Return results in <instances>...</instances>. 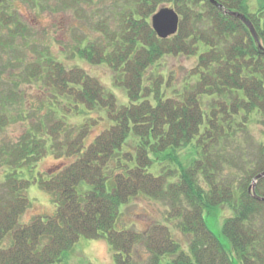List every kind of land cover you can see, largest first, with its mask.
<instances>
[{
  "label": "trees",
  "instance_id": "1",
  "mask_svg": "<svg viewBox=\"0 0 264 264\" xmlns=\"http://www.w3.org/2000/svg\"><path fill=\"white\" fill-rule=\"evenodd\" d=\"M71 1L80 6L92 0ZM126 1L116 29L99 23L102 38L75 55L108 66L127 92V105L82 68H69L50 54L32 67L29 78H42L54 91L53 113H61L64 100L79 116L100 111L110 125L87 144L98 123L90 118L67 144L65 156L75 160L34 179L56 210L27 223L22 218L32 208V180L24 171L36 168L50 148H66L52 143L66 121L10 151L0 185V264L61 263L81 238L106 240L114 264H131L139 245L149 253L143 264H264V202L257 199L264 198V177L256 180L264 173V152L251 134L253 127H264V0H215L221 7L209 0ZM10 2L0 0V6ZM165 6L181 20L178 33L163 40L151 18ZM232 12L246 17L257 40ZM11 18L0 13V25L9 26ZM166 58L195 64L177 83L154 71ZM184 148L193 153L189 166L179 156ZM140 195L167 201L169 221L179 220L182 235L191 237L187 251L165 224L144 232L121 227L123 207ZM223 207L233 212L223 222L229 247L207 220Z\"/></svg>",
  "mask_w": 264,
  "mask_h": 264
},
{
  "label": "rangeland",
  "instance_id": "2",
  "mask_svg": "<svg viewBox=\"0 0 264 264\" xmlns=\"http://www.w3.org/2000/svg\"><path fill=\"white\" fill-rule=\"evenodd\" d=\"M251 2L254 5L258 0ZM127 5L129 3L126 0L83 1L80 6H72L71 0H11L7 5L0 6V13H9L12 17L9 26L0 25V117H4L3 121L6 123L0 131V185L9 169L7 159L10 151L32 137L45 138L48 127L58 122L62 125L61 122L66 121L62 134L52 142L61 141L66 148L61 152L50 148L49 154L36 168L31 172L24 171L25 178L32 180L28 191L32 208L23 216L24 223L38 214L51 216L56 210L51 195L40 189L34 179L39 175L46 177L53 174L60 165L70 164L75 160V157L65 156L67 144L78 136L80 129L90 122V118L98 123L87 144L110 125L107 117L101 120L103 114L100 111L79 116L74 111V105L64 100L59 103L61 113H53V104L57 100L54 91L47 89L42 78H29L32 67L50 54L69 68H82L103 84L107 91L113 93L120 105H127V92L115 84L114 73L108 66L94 65L75 55L81 46L102 38L97 29L99 23H107L109 29H116L119 14ZM19 28L25 34H16ZM194 64L193 59L166 58L154 71L174 76L179 83ZM251 134L254 135L256 146L261 144L264 152V127H253ZM252 150L255 153V146ZM192 155L190 148L179 151L184 166L191 164ZM168 211L166 200H154L140 195L123 207L121 227L144 232L153 224H165L172 231L174 240L187 251L191 237L182 235L178 229L179 220L169 221ZM232 214V209L223 207L219 209L218 215L207 217L210 228L226 247L230 245L223 234V222ZM133 256V264H143V261L147 262L149 253L143 245H139L134 248ZM56 264H114V253L106 240L81 238L66 259Z\"/></svg>",
  "mask_w": 264,
  "mask_h": 264
},
{
  "label": "water",
  "instance_id": "3",
  "mask_svg": "<svg viewBox=\"0 0 264 264\" xmlns=\"http://www.w3.org/2000/svg\"><path fill=\"white\" fill-rule=\"evenodd\" d=\"M212 4L217 7H221L215 0H209ZM231 15L241 19L250 29L252 35L257 40V34L253 25L246 20V17L240 13L232 12ZM180 24V17L178 13L171 8H161L153 17H152V27L155 33L160 39H168L171 36L177 34ZM264 177V173L259 175L257 179ZM255 189V186H252V190ZM258 201L264 202V198L257 197Z\"/></svg>",
  "mask_w": 264,
  "mask_h": 264
}]
</instances>
